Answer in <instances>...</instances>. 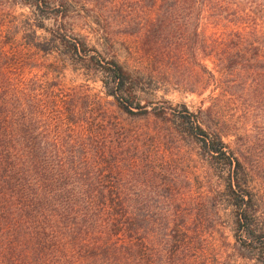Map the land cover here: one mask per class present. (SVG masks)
I'll use <instances>...</instances> for the list:
<instances>
[{"label":"trees","instance_id":"16d2710c","mask_svg":"<svg viewBox=\"0 0 264 264\" xmlns=\"http://www.w3.org/2000/svg\"><path fill=\"white\" fill-rule=\"evenodd\" d=\"M22 1L40 21L55 22L54 28L44 30L49 36L45 42L25 45L46 54L58 51L73 69L98 75L102 96L91 94L87 84L68 88L56 80H40L29 71L23 50L14 46L16 28L0 24V264L213 263L188 236L187 222L174 225L168 209L162 212V238H153L151 213L144 217L141 197L126 189L136 169L130 158L127 170L126 148L135 145L127 140L122 122L134 118L171 122L174 134L219 169L233 208L235 246L264 264V227L245 186L243 163L221 130L205 118L210 108L191 112L168 101L142 105L140 77L103 57L65 26L67 0ZM167 1L175 10L180 2L188 4V17L199 4L151 0L152 7L159 10ZM247 1L252 8L241 21L256 22L253 9L263 17L264 2ZM154 24L143 27L150 30L146 35ZM240 24L234 32L238 52L259 51L264 28L255 24L258 29L253 31ZM40 25L35 27L43 29ZM153 35L146 36L150 51L160 44V37ZM192 36L199 37L196 31Z\"/></svg>","mask_w":264,"mask_h":264},{"label":"rangeland","instance_id":"374dc122","mask_svg":"<svg viewBox=\"0 0 264 264\" xmlns=\"http://www.w3.org/2000/svg\"><path fill=\"white\" fill-rule=\"evenodd\" d=\"M198 3L194 16L188 17L183 2L175 10L167 1L158 10L151 0H67L65 26L103 57L140 77L142 105L168 101L191 112L210 108L205 118L221 130L243 163L245 186L264 227V45L259 51L238 52L234 36L240 23L253 31L258 29L255 24L264 28V15L253 9L258 21H241L252 8L247 0ZM152 21V32L146 35L150 30L143 27ZM41 23L43 29L35 27ZM0 24L16 28L14 46L23 50L29 71L40 80H56L68 88L87 84L91 94L102 96L98 75L73 69L58 51L46 54L25 45L45 42L49 36L44 30L54 28L53 19L40 21L22 0H0ZM151 34L160 37L158 50L146 45ZM203 41L207 45H200ZM122 123L127 140L135 145L126 148L127 170L130 158L136 163L126 189L141 197L144 217L151 213L153 238H162V212L168 209L174 225L187 222L188 236L212 264H257L250 252L235 246L233 208L219 169L174 134L169 121L134 118Z\"/></svg>","mask_w":264,"mask_h":264}]
</instances>
